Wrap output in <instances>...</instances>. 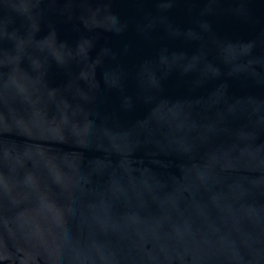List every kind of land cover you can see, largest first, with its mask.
<instances>
[{
	"label": "water",
	"instance_id": "1",
	"mask_svg": "<svg viewBox=\"0 0 264 264\" xmlns=\"http://www.w3.org/2000/svg\"><path fill=\"white\" fill-rule=\"evenodd\" d=\"M0 264H264V0H0Z\"/></svg>",
	"mask_w": 264,
	"mask_h": 264
}]
</instances>
